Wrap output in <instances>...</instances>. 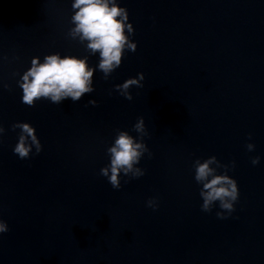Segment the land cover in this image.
Wrapping results in <instances>:
<instances>
[{"label":"water","instance_id":"obj_1","mask_svg":"<svg viewBox=\"0 0 264 264\" xmlns=\"http://www.w3.org/2000/svg\"><path fill=\"white\" fill-rule=\"evenodd\" d=\"M117 2L137 50L106 80L99 53L68 35L73 0H0V264H264V0ZM55 53L87 56L94 91L27 106L17 82ZM141 72L131 101L115 91ZM140 117L153 155L137 165L144 176L122 174L114 189L100 175L107 148L118 129L138 137ZM18 122L36 129L38 155L14 153ZM211 156L236 162L226 219L219 202L201 209L193 164Z\"/></svg>","mask_w":264,"mask_h":264},{"label":"clouds","instance_id":"obj_2","mask_svg":"<svg viewBox=\"0 0 264 264\" xmlns=\"http://www.w3.org/2000/svg\"><path fill=\"white\" fill-rule=\"evenodd\" d=\"M73 15L68 35L73 40H79L86 45V49L95 55L99 53L98 68L104 73V79L121 66L126 50L135 52L137 43L133 42L130 34L135 29L129 23L127 8L121 7L117 0H73ZM95 67H90L88 57L80 58L74 55L60 53L44 56L43 62L39 56L31 61V67L26 70L17 82L23 90L22 103L34 107L37 100L47 99L54 104H60L65 99L73 102L80 101L85 94L92 93L93 77ZM145 79L143 72L138 77L130 78L122 84L115 86V91L131 101L133 95L130 89L133 86L143 87ZM91 105L97 101L90 100ZM20 129L18 143L13 151L21 159L30 158L33 148L38 155L43 150V145L37 136L36 129L26 122H18L12 125V130ZM133 131L138 133L133 136L126 130H116L114 142L107 148L109 164L100 170V175L108 178L114 189H120L121 175L130 179L140 178L145 175L146 170L138 167L141 159L147 153L153 155L145 143L144 138L149 135L143 117L138 118L133 125ZM5 129L0 126V137ZM251 139V134H249ZM254 143H248L246 148L249 152L255 150ZM253 165L260 163V157H253ZM236 162L231 165L222 164L216 156L205 160L196 159L193 164L195 171L194 179L201 185L200 196L202 198L201 209L211 212L219 202L222 211L217 212V217L226 219L235 211V203L239 199V188L237 181L228 175L229 170H234ZM223 168L224 173L219 174ZM147 206L154 210L159 207L158 199L151 198ZM9 230L8 224L0 219V234Z\"/></svg>","mask_w":264,"mask_h":264}]
</instances>
